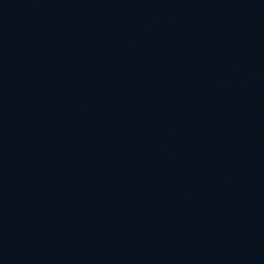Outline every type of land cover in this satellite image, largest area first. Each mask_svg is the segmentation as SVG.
Listing matches in <instances>:
<instances>
[{
    "label": "water",
    "instance_id": "obj_1",
    "mask_svg": "<svg viewBox=\"0 0 264 264\" xmlns=\"http://www.w3.org/2000/svg\"><path fill=\"white\" fill-rule=\"evenodd\" d=\"M0 264H264V0H0Z\"/></svg>",
    "mask_w": 264,
    "mask_h": 264
}]
</instances>
